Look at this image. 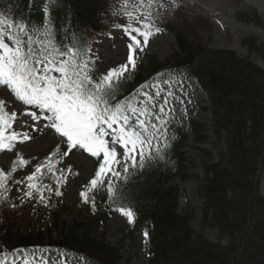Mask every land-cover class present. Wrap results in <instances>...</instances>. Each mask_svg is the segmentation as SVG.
<instances>
[{"label":"trees","instance_id":"1","mask_svg":"<svg viewBox=\"0 0 264 264\" xmlns=\"http://www.w3.org/2000/svg\"><path fill=\"white\" fill-rule=\"evenodd\" d=\"M57 1L60 4L51 5L49 15L58 30V40L74 33L91 49L94 35H107L117 30L114 23H125L113 15L120 0ZM44 5L32 0H0V15L9 22L40 26L45 18ZM237 18L263 32V36L244 39L243 44L264 60V15L255 10ZM157 26L176 36L174 54L165 63L151 57L138 69L132 84L121 81L117 99L133 95L145 84L168 81L173 75L188 74L200 84L212 118L211 125H191L192 142L199 146L203 158L200 231L192 227L194 210L179 212L181 187L194 179V165L185 152L190 137L178 134L177 141L168 142L162 154L164 162L153 149L154 161H146L144 168L131 166L130 174L116 178L113 186L120 191L114 199H109L107 188L98 186L91 192L87 188L84 192L89 202L81 196L79 206L81 213L90 214L86 223L62 222L60 226V204L57 212L51 213L56 236L52 230L21 232L23 206L13 208L9 201L10 188L18 185L14 172L8 181L9 191L4 193L6 199L0 202V249H52L45 257L53 258L60 249L67 264H120V248L110 245L97 231L123 206L133 210L135 227L147 232V264H264V197L260 192L264 175V68L233 51L209 48L200 38L212 31L210 20L195 9L181 6L173 18L162 17ZM66 150L67 145L63 152ZM90 159L96 173L97 160ZM171 162L176 164L174 169L169 166ZM60 178L63 180L61 173ZM61 184L50 180L43 185L62 193L57 196L63 202L66 185ZM50 189L46 195L52 194ZM208 232H214L218 242L210 241Z\"/></svg>","mask_w":264,"mask_h":264},{"label":"snow or ice","instance_id":"2","mask_svg":"<svg viewBox=\"0 0 264 264\" xmlns=\"http://www.w3.org/2000/svg\"><path fill=\"white\" fill-rule=\"evenodd\" d=\"M51 3L49 0L44 5L45 18L40 26L0 20V88L8 90L22 105L30 106L33 111L26 114L33 121H39L41 116L38 113L42 114L47 121L44 127L54 129L63 138L61 143L67 145L64 152L57 145L48 160L38 165L34 174L26 177L28 191L25 194L32 198L35 191L41 200L44 199L43 189L48 187L39 183L42 169L46 167L49 173L55 174L53 157L67 156L72 149L83 150L97 160V171L88 192L103 186L104 177L109 173L112 177H120L117 165L127 173L128 167L122 162L131 161L133 168L137 165L144 168L146 161H154V148L155 154L163 159L160 155L162 149L153 145V140L158 135L162 136L164 147L169 146L166 117L173 111H166L165 105L169 103L166 98L160 104L155 99L161 97L160 83L166 81L145 84L133 95L117 99L124 72L135 70L137 52H143L150 38L161 31L155 26L153 13L145 10L151 8L153 0H120V9L113 11V15L123 18L125 23H114L113 27L122 29V34L127 37L128 55L124 64L101 76L93 75L95 69L90 65L94 61L86 58L91 49L81 44L74 33L64 40L57 39L58 30L49 15ZM153 88L155 91L151 92ZM166 95L172 96L173 92L169 90ZM16 120V112H8L5 102L0 100V152H12L17 142L30 139L27 132L13 130ZM118 148L122 149L119 153ZM27 164V160L18 156L7 174L0 170V202L6 199L4 193L9 191L8 181L12 174L17 167ZM59 171L63 180L58 177V184L66 182L65 170ZM117 191L120 190L114 189L109 181V199H114ZM55 194L59 196L62 193L57 191ZM81 196L85 203L89 202L87 192H82ZM92 206L95 209L94 198ZM116 211L126 216L129 223H134V212L130 207L122 206ZM52 251L0 249V264H67L66 254L60 249L55 250V260L51 256L45 257L46 252Z\"/></svg>","mask_w":264,"mask_h":264},{"label":"rangeland","instance_id":"3","mask_svg":"<svg viewBox=\"0 0 264 264\" xmlns=\"http://www.w3.org/2000/svg\"><path fill=\"white\" fill-rule=\"evenodd\" d=\"M49 0H33L34 3H45ZM55 4V3H54ZM180 5L196 8L210 18L212 31L201 36V40L206 43L209 48L214 50L233 51L238 56L249 58L258 66L264 68V60L260 56L251 53L243 41L246 38L263 36V32L252 25H248L238 20L237 15L258 11L264 15V0H154L150 10L156 15L172 16L175 9ZM0 20H5L0 16ZM157 20V19H156ZM94 44L90 53L91 60L94 61V74L101 76L106 74L109 69L116 68L124 64L128 55L127 43L128 39L122 34V30L114 31L107 36L94 37ZM176 48V36L161 30L158 34L150 38L147 47L143 52H137V63L134 71H126L123 74V79L131 82L136 76V69L141 66H146L147 61L151 57H156L161 63H165L173 54ZM130 67V66H129ZM163 90L161 97H156L158 104L162 103L163 99H167L169 103L165 105L168 112L166 119L168 124L173 123L176 129L180 130L186 136H192L191 124L193 122L211 125V114L208 111L209 103L207 98L196 81L192 78L183 77L175 78L171 83L161 84ZM171 90L172 96H167V92ZM154 92L155 89H150ZM0 100L5 102L10 112H16L17 120L13 123V130L17 132H27L30 139L23 143H16V147L12 152L0 153V170L6 174L11 170L13 161L17 160L18 156L23 157L28 161L24 167H17L15 171L16 181H21L18 185L12 186L9 191V200L12 207L23 206V217L19 220L20 230L22 233H47L49 230L54 232V236L58 235L53 224V211L57 212L56 208H60V226L62 222L67 225H73L75 221L86 223L90 214L80 212L81 193L84 192L94 178V166L90 159L89 153L79 149H72L67 156L53 157L55 163L54 175L49 173L47 168L42 169V178L39 183L45 184L50 182L57 183V178L60 177V169H64L66 176L65 192L63 202H60L55 194L56 189L51 186L44 188V199H40L39 193L33 191V197L29 198L25 193L28 191L26 177L35 173L38 165L45 163L48 157L57 147L60 146L63 152L64 143H61L62 137L55 133L54 129L44 127L47 123L41 116L39 121H33L27 115V112L33 111L25 108L17 103L13 95L5 88H0ZM186 108V111L184 108ZM159 123L158 121H154ZM176 139L175 132L170 130L167 132V140L174 141ZM185 149L187 156L193 163L192 173L194 179L187 182L182 187V197L180 200V212L194 210L196 217L192 227L196 231H200V208L202 200L199 195V187L202 183L204 170L202 167L203 158L199 146L191 144ZM153 145L159 146L162 151L165 140L159 136L153 140ZM207 149H212L211 145L206 146ZM155 150V148H154ZM118 153L122 149H117ZM119 159V156H118ZM139 161V155L136 157ZM59 161L56 163V161ZM163 160V159H161ZM128 167L130 174L131 161L122 162ZM169 166L174 169L176 164L171 162ZM67 169H71L70 172ZM116 170L124 173L120 165L116 166ZM117 177H112L109 173L104 177L103 188L107 187L109 181L114 183ZM60 185H62L60 183ZM52 191L50 196H46L45 192ZM260 190L264 196V175L260 179ZM58 213V214H59ZM55 218V217H54ZM97 235L105 236L107 242L113 247L120 248L123 261L120 264H147L148 261V246L147 236L142 228H136L134 223H129L128 218L122 214L113 215L106 223L104 228L97 231ZM207 237L212 242H218L217 235L214 232H208ZM56 259V257H55ZM53 259V260H55ZM74 264V263H69Z\"/></svg>","mask_w":264,"mask_h":264}]
</instances>
